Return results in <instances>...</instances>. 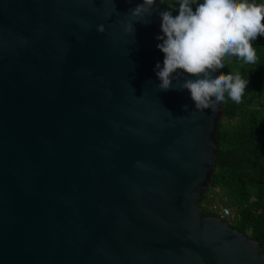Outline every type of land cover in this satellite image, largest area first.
<instances>
[{"label": "water", "instance_id": "obj_1", "mask_svg": "<svg viewBox=\"0 0 264 264\" xmlns=\"http://www.w3.org/2000/svg\"><path fill=\"white\" fill-rule=\"evenodd\" d=\"M142 2L0 0V264H264L197 206L221 103L197 111L187 74L159 89L178 11Z\"/></svg>", "mask_w": 264, "mask_h": 264}, {"label": "clouds", "instance_id": "obj_2", "mask_svg": "<svg viewBox=\"0 0 264 264\" xmlns=\"http://www.w3.org/2000/svg\"><path fill=\"white\" fill-rule=\"evenodd\" d=\"M154 3L156 0H143L131 10V16L143 21L152 15ZM194 3L195 0H181L175 17L171 11L159 13L162 35L156 39L161 41L157 48L163 53L164 59L162 68L160 64L155 66V75L162 91L169 90L173 80L179 79L181 74L197 77L195 80L186 79L180 90L190 92L197 111L211 109L215 112L217 105L224 101L225 93L237 104L242 101L248 84L246 79L239 73L220 74L213 78V73L225 66L227 57L235 56L246 64L257 62L252 41L257 36L264 37V3L202 0L193 11L191 5ZM126 30H131V25ZM97 31L103 32V25L98 26ZM229 214L228 218L217 214L213 216H218L221 221L233 220L230 211Z\"/></svg>", "mask_w": 264, "mask_h": 264}, {"label": "trees", "instance_id": "obj_3", "mask_svg": "<svg viewBox=\"0 0 264 264\" xmlns=\"http://www.w3.org/2000/svg\"><path fill=\"white\" fill-rule=\"evenodd\" d=\"M178 11L181 0H163ZM202 0H195L192 6ZM264 3V0H249ZM257 62L246 64L227 57L220 74H237L248 81L242 101L235 103L225 93L222 118L217 128L214 174L207 192L197 201L203 214L214 215L211 204L227 208L233 220H223L238 233L258 244L264 257V37L252 41Z\"/></svg>", "mask_w": 264, "mask_h": 264}, {"label": "built area", "instance_id": "obj_4", "mask_svg": "<svg viewBox=\"0 0 264 264\" xmlns=\"http://www.w3.org/2000/svg\"><path fill=\"white\" fill-rule=\"evenodd\" d=\"M210 209H211V211L214 212V214H217L218 216H220L222 218L230 217L229 211L226 208L216 206V205H211Z\"/></svg>", "mask_w": 264, "mask_h": 264}]
</instances>
